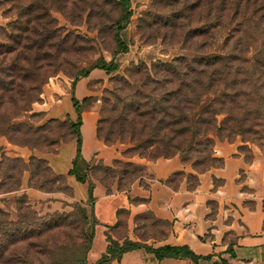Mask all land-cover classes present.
Returning <instances> with one entry per match:
<instances>
[{
  "label": "rangeland",
  "instance_id": "374dc122",
  "mask_svg": "<svg viewBox=\"0 0 264 264\" xmlns=\"http://www.w3.org/2000/svg\"><path fill=\"white\" fill-rule=\"evenodd\" d=\"M7 1L0 0V30L16 20ZM105 1L94 2V15L88 23L85 19L78 24L71 12L53 10L46 20H53L55 33L43 42L44 47H38L41 42L36 41L38 36L32 33L25 42L36 41L31 58L37 51V63L47 66L46 69L37 71L39 78L32 82L22 80L18 72H14L13 92H3L4 98H0V264H77L76 259H81L85 249L92 245L96 226L86 223L80 212L81 207L90 212L92 206L76 200L67 174L64 175L67 190L56 183L53 189L58 192L47 193L32 188L31 172L27 171L33 158L46 160L57 176L60 175L51 164L53 159L60 156V165H69L76 136L71 126L77 123L71 101L73 96L81 103V116L90 115L96 120V137L103 149L90 161L91 170L83 185L101 186L108 194H129L139 180L146 185L145 179H151L146 164L166 159L153 153L155 121L141 115L151 107L156 95L154 89L158 93L165 89L152 84L144 87L142 80H147L148 76L146 72L136 74L135 69L147 68L149 74H153L154 64L171 63L188 53H198L206 39L192 38L188 46L184 43L186 35L200 29L211 2L216 7L224 0H179L178 4L174 0H131L133 16L120 33L128 48L126 53L120 50L115 37L114 23L121 16L120 8L112 2L105 4ZM235 1L226 0L231 4ZM246 1L241 0L243 4ZM248 1L249 5L257 2L258 7L254 5L245 14L240 11L236 15L234 10H228L223 16L228 25L219 36L221 42L204 50L234 53L251 65L264 62V0ZM181 7H190L180 22L183 27H163L165 18L176 15L174 12H182ZM0 44H4L1 31ZM103 61H113L117 71L107 73L95 68ZM85 72H89L86 78L83 77ZM46 74L51 78L39 90L40 79ZM36 87L38 90L30 91ZM10 95L17 104L10 102ZM34 99L38 102L31 104ZM84 100L88 101L84 103ZM237 107L239 105L235 107L236 116L242 118L244 110ZM256 107L254 103L249 106L252 112ZM91 117H87L83 128L86 143L94 134ZM222 119L220 117L219 121ZM251 120L252 116L244 126L254 127L257 122ZM247 141V135L234 136L230 141L214 138V144L238 142L241 154L247 160L255 150L264 155V140L256 144ZM173 158L190 174L180 171L170 183L186 178L191 188L196 187L198 178L192 172L198 175L207 169V166L197 165L199 154L192 152L184 159L177 154L169 159ZM214 165L220 166L219 163ZM14 189L18 191H12ZM53 215L59 218L53 221ZM158 221L150 213L131 217L130 212L124 211L118 227L112 229L109 237L159 243L168 237L169 226Z\"/></svg>",
  "mask_w": 264,
  "mask_h": 264
},
{
  "label": "trees",
  "instance_id": "16d2710c",
  "mask_svg": "<svg viewBox=\"0 0 264 264\" xmlns=\"http://www.w3.org/2000/svg\"><path fill=\"white\" fill-rule=\"evenodd\" d=\"M95 1H7L10 12H14L12 17H15L16 20L0 30L1 38L4 41V44H0V98H4L3 92L7 94L13 92L16 84L14 72H18L22 80L32 82L37 81L39 78L37 71L43 72L46 69L47 66L38 65L37 51H35L32 58L31 53L35 48L34 42L40 40L41 44H38V47L40 45L44 47L43 42L47 41L55 33L53 20H46L51 16L53 10H57L60 13L71 12V15L77 20L78 24L82 23L85 19L88 23L94 15L93 6ZM212 1L214 2V0ZM110 2L114 6L119 7L121 11L120 18L114 23L116 29L115 37L120 50L126 53L128 52V48L122 42L120 33L129 24L133 16L131 0H106L104 3L108 4ZM174 2L178 4L179 0H174ZM229 4L231 3L224 0L223 2L220 1L218 6L213 7V3L211 2L206 9L200 29H195L186 35L184 43L188 46H190L192 38L204 37L206 39L203 46L199 47L198 53L192 55L188 53L171 63L154 64L152 66L153 74H149L147 68L145 70L142 67L135 69L136 74L146 72L148 78L147 80H142L144 87L152 84L155 87L165 89L163 93H158L157 89H154V94L156 95L154 99L152 98L153 103L148 111L141 115L155 121V125L153 126L154 138L152 140L155 145L153 150L154 155L169 159L179 154L184 159L185 155L190 156L192 152L199 154L200 160L197 161V165L207 166V169L201 174L213 168H222L224 166V161L215 157L214 138L230 141L234 136L247 135L249 136V141L247 142L253 144L264 140V62L260 63L258 61L259 65H251L248 62L245 63V60L234 55V53L204 50V48H209V46L210 48L218 46L221 42L219 36L222 33L223 27L228 25V22L224 21L223 16L228 10H234V15H236L240 11L245 14L254 5H256V8L258 7L257 2L249 5L248 0L244 4L241 0H236L231 5ZM181 8L182 12L173 11L176 15L165 18L163 27L173 29L183 27L180 22H182V19H185L184 14L190 10V7ZM254 13L258 14L259 12ZM262 18H264L263 14ZM156 23L158 24V22L154 24ZM31 33L37 35L38 39L31 44H26L25 42ZM200 50L203 51L200 52ZM238 62L239 65L236 64ZM95 68L107 71V73L115 72L118 69L113 61L109 63L103 61ZM88 75L89 72H85L83 77L86 78ZM50 78L51 76L48 74L42 75L39 90L47 84ZM33 90H38V88L36 87L30 91ZM10 96V102L17 104L15 98L12 95ZM71 101L77 114V123H73L71 126L76 133V154L67 176L75 178L79 184H85L91 170V163L87 162L82 154L83 139L80 131L82 126V108L81 103L75 96L72 97ZM87 101L84 100L83 102ZM37 102L38 99H34L30 103L34 104ZM252 103L257 106L256 111L253 112L249 108ZM238 105L241 110H244L242 118L236 116L235 107ZM146 106H148V103H146ZM135 109L137 112L139 111L138 107ZM251 116V121L257 122V124L254 127H252L253 125L245 127L244 123ZM220 117H223L221 121H219ZM239 152L241 153V149H239ZM252 160L253 156L250 160H247L245 157L247 163H250ZM214 163H219L220 166L215 167ZM29 166L30 168H27V171L31 172L33 189L47 193L58 192L56 189H53L56 183L62 184L66 190L69 188L66 184V177L64 175L57 176L53 174L46 160L33 158L30 160ZM94 188L92 183L89 184L88 204H93L94 202ZM12 191H18V189ZM80 212L86 223L91 222L93 227L97 226L93 207L90 212L86 208L81 207ZM123 212L120 211L118 213L119 222L120 215ZM55 218L59 217L53 215L51 220L54 221ZM158 222L169 226L170 231V223L165 221ZM118 225L119 223L111 228V230L117 228ZM93 238L92 235L91 240ZM107 241L109 243L107 252L96 264H111L113 261H120L124 254L141 249H145L147 252L153 254L158 261L166 258H175L188 260L194 264H229L225 259H221L220 262H212V257L197 256L188 247L164 246L152 249L141 243L132 242L128 238H125L124 242L120 244L109 237V235H107ZM91 247L85 249V255H82L81 259H76L77 264H88L87 256ZM230 252L232 251L228 249L227 253ZM232 258H235L234 255H232Z\"/></svg>",
  "mask_w": 264,
  "mask_h": 264
},
{
  "label": "crops",
  "instance_id": "0c3cea01",
  "mask_svg": "<svg viewBox=\"0 0 264 264\" xmlns=\"http://www.w3.org/2000/svg\"><path fill=\"white\" fill-rule=\"evenodd\" d=\"M87 117L91 116L82 117L80 131L82 154L90 162L103 149L97 141L96 120L93 117L94 134L89 143L85 142L83 128ZM73 142L75 150L68 166L60 165V156L52 160L51 164L59 175L68 174L72 167L76 154V142ZM240 146L238 142H216L215 157L223 160L224 166L198 175L192 172L198 178V185L194 188L190 187L186 178L170 183L180 171L190 174L176 158L146 164L151 179H145L146 185L141 180L136 182L129 194H108L101 186L95 187L94 202L89 205L93 207L97 226L87 256L88 264H96L106 254L109 245L107 235L112 236L111 228L119 223L120 211L130 212L131 217L150 213L157 220L171 225L168 237L162 242L129 238L132 242L152 249L188 247L197 256L212 257V262L225 259L229 264H264V155L255 150L253 160L247 163L239 152ZM72 179L68 177V183L76 200L87 204L88 187ZM113 239L120 244L125 240ZM228 249L232 252L227 253ZM111 264L194 263L175 258L158 261L153 254L141 249L126 253L120 261Z\"/></svg>",
  "mask_w": 264,
  "mask_h": 264
}]
</instances>
